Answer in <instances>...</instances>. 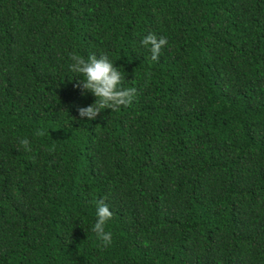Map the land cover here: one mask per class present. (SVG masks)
Returning <instances> with one entry per match:
<instances>
[{
	"label": "trees",
	"instance_id": "trees-1",
	"mask_svg": "<svg viewBox=\"0 0 264 264\" xmlns=\"http://www.w3.org/2000/svg\"><path fill=\"white\" fill-rule=\"evenodd\" d=\"M72 53L132 104L81 118ZM0 264H264V0H0Z\"/></svg>",
	"mask_w": 264,
	"mask_h": 264
},
{
	"label": "clouds",
	"instance_id": "clouds-1",
	"mask_svg": "<svg viewBox=\"0 0 264 264\" xmlns=\"http://www.w3.org/2000/svg\"><path fill=\"white\" fill-rule=\"evenodd\" d=\"M141 44L150 48L151 59L157 61L162 48L168 44V40L166 37L158 38L150 33L141 40ZM70 60L72 61L70 70L76 74L75 77H82L74 86L81 90V95L90 92L96 97L93 104L78 108L81 118L94 120L102 110L119 111L122 107L132 104L137 95V88L122 87L124 77L106 55L98 58L93 54L85 58L72 53ZM36 134L45 135L42 130H38ZM19 144L25 151H31L30 141L27 138L20 139ZM96 217L92 231L100 241V246L107 248L112 244V233L106 231V225L112 219L113 213L103 200L96 201Z\"/></svg>",
	"mask_w": 264,
	"mask_h": 264
}]
</instances>
